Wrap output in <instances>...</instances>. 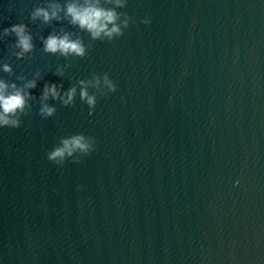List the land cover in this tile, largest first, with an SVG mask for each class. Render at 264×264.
Segmentation results:
<instances>
[{
  "label": "water",
  "instance_id": "obj_1",
  "mask_svg": "<svg viewBox=\"0 0 264 264\" xmlns=\"http://www.w3.org/2000/svg\"><path fill=\"white\" fill-rule=\"evenodd\" d=\"M43 2L0 0V29L23 20L35 44L16 60L15 37L0 43L14 70L0 76L40 70L39 97L44 81L67 90L106 72L117 92L91 116L78 91L69 107L49 101L50 119L36 103L0 129V264H264V0H129L135 23L112 42L81 33L84 59L43 52L62 26L30 21ZM76 133L96 151L49 163Z\"/></svg>",
  "mask_w": 264,
  "mask_h": 264
},
{
  "label": "clouds",
  "instance_id": "obj_2",
  "mask_svg": "<svg viewBox=\"0 0 264 264\" xmlns=\"http://www.w3.org/2000/svg\"><path fill=\"white\" fill-rule=\"evenodd\" d=\"M129 0H44L34 5L29 12L32 23L51 25L56 22L62 25L51 31L47 36H40L42 50L46 55L61 56L65 59L76 57L84 59L88 55V45L81 33L91 41L112 42L122 38L135 19L127 12L120 11L128 7ZM151 18L145 17L141 23L151 24ZM76 29L68 31L63 25ZM10 36L15 37L11 46L12 55L16 60H27L35 50L32 29L21 20L9 27L0 29V43ZM65 65L56 69L55 75H65ZM0 73L13 75V67L8 62H0ZM42 79L41 71L36 70L29 79L25 75H17L15 81L0 76V129L21 127L22 118L28 115L33 104L39 105V116L50 119L55 116L56 108L49 101H58L65 107L74 104L78 91L82 103L86 104L91 116L96 108L99 97L116 93L117 85L108 73L93 75L91 79H81L77 86L64 90L63 84L44 81L39 97L33 94ZM94 91L90 92L89 90ZM121 102H126L121 97ZM97 149L95 137L76 133L64 137L59 144L46 153L49 163L62 168L66 162L79 164L76 157L90 156ZM82 188V186H80ZM55 191V190H54Z\"/></svg>",
  "mask_w": 264,
  "mask_h": 264
}]
</instances>
